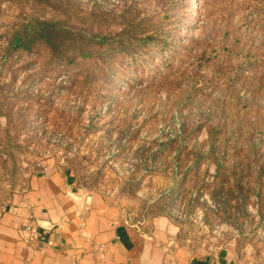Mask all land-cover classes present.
Returning a JSON list of instances; mask_svg holds the SVG:
<instances>
[{"label":"rangeland","instance_id":"obj_1","mask_svg":"<svg viewBox=\"0 0 264 264\" xmlns=\"http://www.w3.org/2000/svg\"><path fill=\"white\" fill-rule=\"evenodd\" d=\"M51 166L192 256L264 264V0H0V218Z\"/></svg>","mask_w":264,"mask_h":264},{"label":"crops","instance_id":"obj_2","mask_svg":"<svg viewBox=\"0 0 264 264\" xmlns=\"http://www.w3.org/2000/svg\"><path fill=\"white\" fill-rule=\"evenodd\" d=\"M150 225L122 220L119 209L51 166L32 175L1 216L0 264H238L190 255L167 218ZM26 226L39 235L34 248L27 247Z\"/></svg>","mask_w":264,"mask_h":264},{"label":"trees","instance_id":"obj_3","mask_svg":"<svg viewBox=\"0 0 264 264\" xmlns=\"http://www.w3.org/2000/svg\"><path fill=\"white\" fill-rule=\"evenodd\" d=\"M33 23H37L39 24L42 28L39 31V37L46 35V27L48 26L47 22H38L37 20H34ZM29 26V25H28ZM28 26H26L23 30V32H16L11 40V45L14 48H19V49H24V50H28L31 48V45L34 43L35 39L30 32L28 31ZM179 141L177 138L176 139H170L168 140L166 147L168 148H172L174 145L178 144ZM185 144V143H184ZM183 144V145H184ZM185 146V145H184ZM184 166V165H183ZM182 166H180V175L183 174V170H182ZM196 181V180H194ZM204 183V182H202Z\"/></svg>","mask_w":264,"mask_h":264},{"label":"built area","instance_id":"obj_4","mask_svg":"<svg viewBox=\"0 0 264 264\" xmlns=\"http://www.w3.org/2000/svg\"><path fill=\"white\" fill-rule=\"evenodd\" d=\"M24 230L29 234L27 239V247L34 248L36 242L39 239L38 233L32 228V226H26ZM97 264V263H94Z\"/></svg>","mask_w":264,"mask_h":264}]
</instances>
